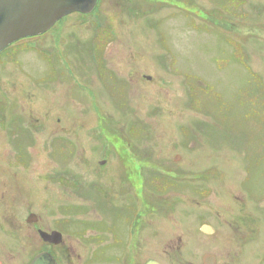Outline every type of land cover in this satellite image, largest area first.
I'll return each mask as SVG.
<instances>
[{"label":"rangeland","instance_id":"obj_1","mask_svg":"<svg viewBox=\"0 0 264 264\" xmlns=\"http://www.w3.org/2000/svg\"><path fill=\"white\" fill-rule=\"evenodd\" d=\"M10 46L0 52V193L4 171L19 191L0 198V221L12 206L22 220L57 198L87 203L45 177L83 174L78 193L107 203L106 183L92 177L118 170L116 155L179 156L206 171L213 215L243 203L257 216L253 251L264 258V0H99ZM147 180L150 192L166 187ZM192 197L203 203L202 192ZM190 209L189 224L180 216L174 240L163 238V252L177 254L160 257L148 239L147 261L201 264L202 251L220 260L234 251L221 224L203 238L199 225L218 220Z\"/></svg>","mask_w":264,"mask_h":264},{"label":"flooded vegetation","instance_id":"obj_2","mask_svg":"<svg viewBox=\"0 0 264 264\" xmlns=\"http://www.w3.org/2000/svg\"><path fill=\"white\" fill-rule=\"evenodd\" d=\"M47 92L43 91L41 94L45 95ZM36 104L40 105L39 98L36 99ZM44 119L50 120L47 116ZM128 160L132 161L134 170L126 169L129 167L126 164ZM115 163L118 170L109 171L107 177H92L98 182L106 183L110 193L107 203L90 201L87 195L79 194L84 177L83 174L79 176V173L72 172L53 178L48 176L45 181L51 184L60 179L56 183L60 189L70 192V198H85L87 203L68 202L67 199L60 198H64L62 195L65 194H62L59 196L61 200L57 198L54 203L47 202L39 206L38 210H42L43 215L34 213L33 210L27 211L22 220L16 216V206L14 208L10 203L11 217L8 221H0L5 222L8 227V231H1L0 255L7 257H1L0 264H30L40 254H48L55 264H146L148 239H155L160 257L167 254L170 258L177 254L176 248L164 253L163 238L167 242L174 240L170 233L182 221L181 217L184 225L189 224L187 220H190L191 207L218 220L216 227L199 225V228L204 227L201 232L203 238L217 236L213 233H216L221 224L220 240L231 242V246L234 244V251L226 252L227 255L222 260L211 252H206L208 250L202 251L204 254L201 256V264L206 254L215 257V264H264V258L258 259L253 251L258 243L255 239L259 234V219L247 212L243 203H239L240 206L235 210L229 209V212H235L230 213L228 218L221 219L218 213L213 215L212 205L205 202L209 196V178L205 176L204 169L200 172L190 171V161L184 163L179 156H169L160 163H153L147 160V155H132L127 158L116 155ZM10 166L12 165L7 164V168ZM195 174L198 177H194ZM3 175L5 177L2 181L6 185L1 188L0 198L17 199V175H9L6 171ZM147 177L155 178L158 186L165 183L166 187L159 188L161 191L150 192ZM194 191L202 192L203 203L194 202ZM3 204L4 207L8 206L7 203ZM163 223L167 226L164 233ZM41 233L48 235L46 240Z\"/></svg>","mask_w":264,"mask_h":264},{"label":"water","instance_id":"obj_3","mask_svg":"<svg viewBox=\"0 0 264 264\" xmlns=\"http://www.w3.org/2000/svg\"><path fill=\"white\" fill-rule=\"evenodd\" d=\"M99 0H0V52L11 44L46 33L57 21L72 14L91 13ZM46 240L47 234L41 233ZM203 264H215L204 255ZM30 264H55L48 254L36 256ZM146 264H160L149 260Z\"/></svg>","mask_w":264,"mask_h":264},{"label":"trees","instance_id":"obj_4","mask_svg":"<svg viewBox=\"0 0 264 264\" xmlns=\"http://www.w3.org/2000/svg\"><path fill=\"white\" fill-rule=\"evenodd\" d=\"M230 27L228 26V28L227 29H229Z\"/></svg>","mask_w":264,"mask_h":264}]
</instances>
